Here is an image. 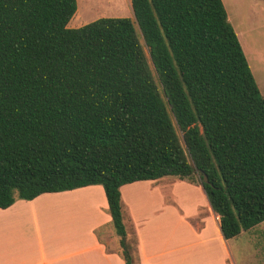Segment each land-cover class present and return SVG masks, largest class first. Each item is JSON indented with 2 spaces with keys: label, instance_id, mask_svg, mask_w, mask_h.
I'll return each mask as SVG.
<instances>
[{
  "label": "trees",
  "instance_id": "trees-1",
  "mask_svg": "<svg viewBox=\"0 0 264 264\" xmlns=\"http://www.w3.org/2000/svg\"><path fill=\"white\" fill-rule=\"evenodd\" d=\"M129 1L70 29L76 0H0V209L100 186L134 264L128 184L199 183L224 240L264 222V97L221 0Z\"/></svg>",
  "mask_w": 264,
  "mask_h": 264
},
{
  "label": "rangeland",
  "instance_id": "rangeland-1",
  "mask_svg": "<svg viewBox=\"0 0 264 264\" xmlns=\"http://www.w3.org/2000/svg\"><path fill=\"white\" fill-rule=\"evenodd\" d=\"M221 1L228 21L237 33L246 61H249L248 66L253 70L252 75L264 81V60L256 63L260 59L257 53H260L264 59V0ZM254 2L256 5H254ZM76 4V12L67 24V28L70 29L79 28L101 18L133 19L129 0H76ZM140 41L142 43V40ZM144 51L147 55L145 48ZM255 59L258 60L255 61ZM260 92V96H262L264 88ZM151 186L154 187L153 190L155 191H148L149 188H153ZM96 187L102 191L100 186ZM62 195L59 194L55 197H61ZM74 197L78 198L74 199ZM97 197L94 192L84 191L64 196L60 200L58 198L43 200L33 204L31 213L33 215L35 213L37 219H39L37 222L41 230L50 228L58 231L68 227L75 228L77 225H85L84 222H80L84 216L96 215L93 210L96 209V203L100 199ZM102 197L105 200L103 194ZM174 197H176L175 215H177L175 242L178 256L179 250H184V246L180 247V244L185 243L188 245L191 243L192 245L197 237V233L180 219L186 220L184 215L195 213L203 217L205 213L203 208L198 210V207H202L207 203L199 183L179 180L175 177H164L156 181L136 182L126 185L123 187L121 208L126 224L133 213L136 218L147 214L149 219L157 215H174V212L167 210L169 205L172 206L173 202L171 203V201ZM14 198V203L22 201L18 198L17 193L14 194ZM71 198L73 200L67 202ZM161 198L167 199L163 210L160 208ZM91 199H93V206ZM62 223L63 226H59ZM111 229L113 231V228ZM205 237L210 242L208 247L194 248L192 245L191 252L187 251L194 264H264V222L247 232H242L236 238L225 240L223 253L221 245L217 242L216 233L212 228L208 230V236ZM190 248L187 246L185 250ZM177 262L179 264V259Z\"/></svg>",
  "mask_w": 264,
  "mask_h": 264
},
{
  "label": "crops",
  "instance_id": "crops-1",
  "mask_svg": "<svg viewBox=\"0 0 264 264\" xmlns=\"http://www.w3.org/2000/svg\"><path fill=\"white\" fill-rule=\"evenodd\" d=\"M254 5H256L255 2ZM257 56L260 59H255V61L258 60L256 63L264 60L260 53H257ZM251 72L253 74L252 69ZM253 77L259 93H261L264 81L261 78H255L254 75ZM262 96L264 97V94ZM123 187L120 188V198H122ZM153 189L154 187L149 188L148 191H155ZM84 191L94 192L98 196L97 198H100L96 203V209L93 210L96 215L84 216L85 218L81 219L80 222H84L85 225L58 231L39 228L37 222L39 219L35 213L34 215L31 213L33 204L55 198L60 200L64 196ZM102 191L95 186H90L68 192L43 194L32 201L22 200L7 209H0V264H125L120 255L118 238L111 229L108 205L106 199L104 200L102 197V194L104 195ZM59 194L63 195L55 197ZM71 200L73 198L67 202ZM166 201L167 199L161 198L160 208L162 210L166 206ZM91 202L93 206V199ZM172 202V206L169 205L167 210L174 212V215H157L149 219L147 214L136 218L132 212V217L127 224L122 216L126 228V238L134 248V264H178V259L179 264H194L187 251L191 252L192 245L194 248L208 247L210 242L205 236H208V230L211 228L216 233L217 242L221 245L223 253L225 240L220 234L219 217L212 212L207 201L204 206L198 207V210L203 208L205 212L203 217L195 213L184 215L186 220L180 219L197 233V237L192 245L191 243L188 245L181 243L180 247L184 246V250H179L177 256L175 242L176 197ZM59 226H63V223ZM187 246L191 248L185 250Z\"/></svg>",
  "mask_w": 264,
  "mask_h": 264
},
{
  "label": "water",
  "instance_id": "water-1",
  "mask_svg": "<svg viewBox=\"0 0 264 264\" xmlns=\"http://www.w3.org/2000/svg\"><path fill=\"white\" fill-rule=\"evenodd\" d=\"M203 182H207V178H206V176H203Z\"/></svg>",
  "mask_w": 264,
  "mask_h": 264
}]
</instances>
